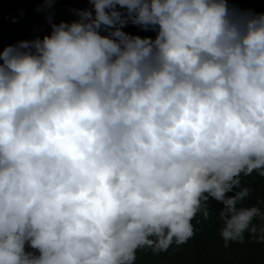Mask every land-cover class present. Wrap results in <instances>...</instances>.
<instances>
[{"label": "clouds", "instance_id": "1", "mask_svg": "<svg viewBox=\"0 0 264 264\" xmlns=\"http://www.w3.org/2000/svg\"><path fill=\"white\" fill-rule=\"evenodd\" d=\"M89 3L0 49V264H136L192 238L210 198L226 246L264 242L239 179L264 177V13Z\"/></svg>", "mask_w": 264, "mask_h": 264}, {"label": "trees", "instance_id": "2", "mask_svg": "<svg viewBox=\"0 0 264 264\" xmlns=\"http://www.w3.org/2000/svg\"><path fill=\"white\" fill-rule=\"evenodd\" d=\"M229 6L264 13V0H229ZM91 7L89 0H0V49L22 40L42 38L50 34L52 23H70L79 18L78 10ZM123 30L142 37L155 38L156 35L154 31H144L131 23ZM239 179L242 188L252 189L243 206L264 209V177L253 172ZM234 191L226 195H234ZM208 205L211 209L209 219H204L202 214L193 219L194 235L186 243H173L167 251L159 253L150 248L140 249L136 264H264V242L250 233H245L242 243L225 245L220 235L223 225L219 217L224 205L213 198ZM253 223L259 226L261 221L256 218Z\"/></svg>", "mask_w": 264, "mask_h": 264}]
</instances>
